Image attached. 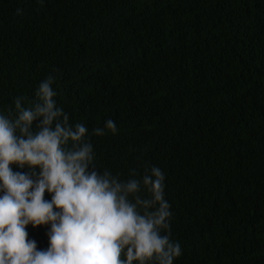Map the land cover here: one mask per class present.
<instances>
[{
    "label": "trees",
    "instance_id": "trees-1",
    "mask_svg": "<svg viewBox=\"0 0 264 264\" xmlns=\"http://www.w3.org/2000/svg\"><path fill=\"white\" fill-rule=\"evenodd\" d=\"M49 74L99 170L163 171L174 264H264V0H0V114Z\"/></svg>",
    "mask_w": 264,
    "mask_h": 264
},
{
    "label": "clouds",
    "instance_id": "clouds-1",
    "mask_svg": "<svg viewBox=\"0 0 264 264\" xmlns=\"http://www.w3.org/2000/svg\"><path fill=\"white\" fill-rule=\"evenodd\" d=\"M55 80L49 74L27 107L16 97L14 117L0 114V264H174L182 246L172 239L163 171L133 169L121 180L99 170L87 126L57 105ZM105 129L117 132L108 119L92 135ZM28 225H50L47 249Z\"/></svg>",
    "mask_w": 264,
    "mask_h": 264
}]
</instances>
